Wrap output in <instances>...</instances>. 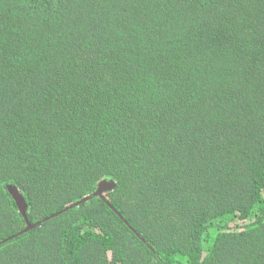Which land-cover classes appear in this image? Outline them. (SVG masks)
<instances>
[{"label": "trees", "instance_id": "1", "mask_svg": "<svg viewBox=\"0 0 264 264\" xmlns=\"http://www.w3.org/2000/svg\"><path fill=\"white\" fill-rule=\"evenodd\" d=\"M109 181L0 264H264V0H0V242Z\"/></svg>", "mask_w": 264, "mask_h": 264}, {"label": "water", "instance_id": "2", "mask_svg": "<svg viewBox=\"0 0 264 264\" xmlns=\"http://www.w3.org/2000/svg\"><path fill=\"white\" fill-rule=\"evenodd\" d=\"M113 187H114V183H113L112 181H109V182H102V183L97 187L96 191H95L91 196L86 197V198H84L83 200L77 202L76 204H74V205H72V206H69L68 208H65L64 210H62V211H60V212H58V213L52 214V215H50V216H48V217H46V218H44V219H42V220H40V221H38V222L32 224V223H30V222L27 220V217H26L27 206H26V202H25V200H24L23 197L19 194V191H18L17 188H15V187H13V186H11V185H8V186H7V190H8V192H9V194H10V195L13 197V199L15 200V203H16V206H17V208H18V211H19V213L21 214V216L23 217V219L25 220V224H26V225H25V228H24L22 231H20V232H18L17 234L12 235L11 237H8L7 239L1 241V242H0V245L3 244V243H5V242H7V241H9V240H12V239L18 237V236H21V235H23V234H25V233H27V232H29V231H32V230L35 229V228L40 227L44 222H46V221H48V220H50V219H52V218H54V217H56V216H58V215H60V214H62V213L68 211L69 209H71V208L77 206V205L80 204V203H83V202L87 201L89 198H92V197H96V196H97V197H99V198H101V199H103V200L105 201V199H104V197H103V192H104V191H107V190H109V189H111V188H113ZM105 202H106V201H105ZM106 204H107V205H108V206H109V207H110V208H111L116 214H118L117 211H115V209H113V208L111 207V205H109V203L106 202ZM118 216H119V214H118ZM124 222H125V221H124ZM139 239L142 240V238H141L140 236H139ZM142 241H143V240H142Z\"/></svg>", "mask_w": 264, "mask_h": 264}]
</instances>
